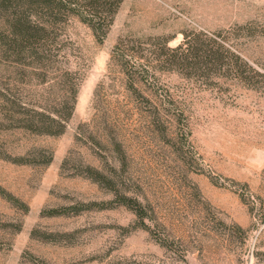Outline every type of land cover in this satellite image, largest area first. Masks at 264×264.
<instances>
[{"label": "rangeland", "instance_id": "1", "mask_svg": "<svg viewBox=\"0 0 264 264\" xmlns=\"http://www.w3.org/2000/svg\"><path fill=\"white\" fill-rule=\"evenodd\" d=\"M51 35L38 63L0 51V264H264V0H123L102 43L76 18ZM120 40L154 61L132 70L136 91L112 59ZM188 40L240 60H157ZM72 89L63 134L23 128ZM87 165L121 179L102 187Z\"/></svg>", "mask_w": 264, "mask_h": 264}, {"label": "trees", "instance_id": "2", "mask_svg": "<svg viewBox=\"0 0 264 264\" xmlns=\"http://www.w3.org/2000/svg\"><path fill=\"white\" fill-rule=\"evenodd\" d=\"M122 2L123 0H0V51L13 53L18 57L27 55L38 63L47 57L45 54L50 53L51 31L69 18H76L87 25L98 42L102 43ZM130 46L128 43L126 44L125 40H120L114 47L112 59H118V63L124 70L125 79L129 82L130 87L136 91L133 83L136 77L132 70L145 66L154 68L152 65L154 61L146 59L144 55L138 53H133L134 55L127 58V53H130L131 47H133ZM170 51L173 55H170L169 59L157 60L160 63L171 62L181 67L190 66L191 68H215L219 70L232 69L231 57L237 61L240 60V57L234 55L224 44H218L216 48L212 44H200L194 40H188L175 50ZM77 93V89L70 91L61 105L60 112L51 114L42 111L27 115L28 117L23 120V128L40 135L59 136L63 134L67 122L72 117ZM156 113L155 115L151 114L153 116L152 124L159 128V125L163 123ZM41 156L43 155L39 154L38 158ZM21 160L20 162L33 164L31 159L26 161V158H22ZM52 160L53 154L51 153L45 159L44 165L48 166ZM66 162L67 160L64 165ZM82 172L87 179L102 187L115 188L114 180L121 179V175L119 176L116 171L110 177L91 165H87ZM3 196L16 206L25 208V213L28 211V207L18 199L10 195ZM116 196L119 205L132 210L143 226H146L144 220L148 215L142 204L137 199L122 193H116ZM64 211L56 210L51 214L52 216L66 215L67 213Z\"/></svg>", "mask_w": 264, "mask_h": 264}]
</instances>
